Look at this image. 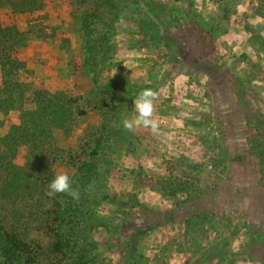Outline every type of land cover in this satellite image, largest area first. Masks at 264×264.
Returning <instances> with one entry per match:
<instances>
[{"label":"rangeland","instance_id":"obj_1","mask_svg":"<svg viewBox=\"0 0 264 264\" xmlns=\"http://www.w3.org/2000/svg\"><path fill=\"white\" fill-rule=\"evenodd\" d=\"M28 5L0 2L24 89L0 92L2 226L41 246L38 264H63L48 248L46 192L99 141L65 262L264 264V0ZM147 88L158 129L129 132L122 121ZM39 90L63 120L12 136ZM169 175L201 190L165 196L157 180Z\"/></svg>","mask_w":264,"mask_h":264},{"label":"trees","instance_id":"obj_2","mask_svg":"<svg viewBox=\"0 0 264 264\" xmlns=\"http://www.w3.org/2000/svg\"><path fill=\"white\" fill-rule=\"evenodd\" d=\"M32 0H17V8L21 10L33 9L32 5H28ZM2 3V0H0ZM83 20V19H82ZM84 26L86 23L82 22ZM7 33L17 32L14 27L8 30L7 26L0 24V33L6 36ZM10 34V33H9ZM87 37V50L91 49L92 40L91 34L86 32ZM86 40V39H85ZM5 41L0 39V92L3 98L7 96H14V94L22 95L23 88L19 85V80L16 75L19 66L21 65L20 59L16 55L6 53L4 49ZM47 92L39 90L35 94L34 104L32 110H23L20 119L21 123L12 125L10 132L12 136L18 134L20 137L28 136L30 126L34 129H39V123L47 126L49 124L57 125L63 120V109L58 104L47 99ZM34 124V125H33ZM33 125V126H32ZM36 125V126H35ZM100 150V143L97 141L94 147L85 151L78 157V162L75 165L74 171L70 176L72 187L77 189L80 193L79 200H74L71 196L65 193H57L52 199L49 209L48 218L50 223L48 225L51 232V242L49 249L58 255L57 261L63 264H74L72 262H65L64 253L70 247V237L75 233L76 225L74 218L75 213L79 212L83 206L84 197V182L88 176L93 174L96 169V160ZM258 155H261L258 153ZM158 189L168 197L179 198L183 196L185 199H190L194 194L201 190L194 180L190 177L179 176H163L157 180ZM42 250L41 246L37 243H30L15 232L6 229L0 222V264H38V254ZM65 262V263H64ZM76 264H81L78 261ZM85 264V263H82Z\"/></svg>","mask_w":264,"mask_h":264},{"label":"clouds","instance_id":"obj_3","mask_svg":"<svg viewBox=\"0 0 264 264\" xmlns=\"http://www.w3.org/2000/svg\"><path fill=\"white\" fill-rule=\"evenodd\" d=\"M116 70L113 71V76ZM157 92L151 88L143 89L134 100V111L136 115L132 118H125L122 121L124 129L129 132H134L137 128H150L152 131L158 129V122L154 119L155 104ZM49 191L46 195L49 197L57 193H65L71 196L74 200H79L80 193L72 187L70 177L66 173L57 174L49 184Z\"/></svg>","mask_w":264,"mask_h":264}]
</instances>
